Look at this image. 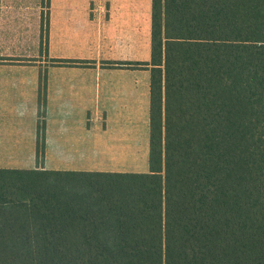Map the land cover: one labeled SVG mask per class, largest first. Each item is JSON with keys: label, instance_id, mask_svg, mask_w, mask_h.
<instances>
[{"label": "trees", "instance_id": "obj_1", "mask_svg": "<svg viewBox=\"0 0 264 264\" xmlns=\"http://www.w3.org/2000/svg\"><path fill=\"white\" fill-rule=\"evenodd\" d=\"M131 66L148 171L0 169V264H264V0H151Z\"/></svg>", "mask_w": 264, "mask_h": 264}, {"label": "crops", "instance_id": "obj_2", "mask_svg": "<svg viewBox=\"0 0 264 264\" xmlns=\"http://www.w3.org/2000/svg\"><path fill=\"white\" fill-rule=\"evenodd\" d=\"M150 10L151 0H48L44 66H0L1 170L148 171L149 71L131 66L147 62L132 61L131 45L147 22L150 36ZM140 145L147 170L132 171Z\"/></svg>", "mask_w": 264, "mask_h": 264}, {"label": "rangeland", "instance_id": "obj_3", "mask_svg": "<svg viewBox=\"0 0 264 264\" xmlns=\"http://www.w3.org/2000/svg\"><path fill=\"white\" fill-rule=\"evenodd\" d=\"M47 7L48 0H0V66H44L47 60V45L43 31L46 32L48 28ZM149 37L148 22L146 34L143 29L139 32L132 30V61H148ZM138 73L141 81L145 73L142 70ZM139 115L138 118L142 117V110ZM141 125L140 118L139 132ZM143 170L147 168L140 145L138 154L132 156V171Z\"/></svg>", "mask_w": 264, "mask_h": 264}]
</instances>
